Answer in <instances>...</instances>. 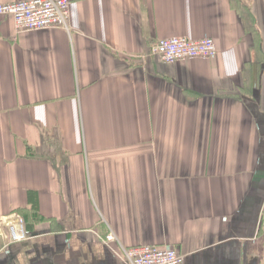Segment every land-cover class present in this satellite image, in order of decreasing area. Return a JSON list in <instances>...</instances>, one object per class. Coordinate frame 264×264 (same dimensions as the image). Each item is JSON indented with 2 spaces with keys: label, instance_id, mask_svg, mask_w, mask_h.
I'll return each instance as SVG.
<instances>
[{
  "label": "crops",
  "instance_id": "crops-1",
  "mask_svg": "<svg viewBox=\"0 0 264 264\" xmlns=\"http://www.w3.org/2000/svg\"><path fill=\"white\" fill-rule=\"evenodd\" d=\"M69 1L68 30L0 16V264H264V0ZM171 36L216 54L164 63Z\"/></svg>",
  "mask_w": 264,
  "mask_h": 264
},
{
  "label": "built area",
  "instance_id": "built-area-1",
  "mask_svg": "<svg viewBox=\"0 0 264 264\" xmlns=\"http://www.w3.org/2000/svg\"><path fill=\"white\" fill-rule=\"evenodd\" d=\"M0 16L13 20L17 31H31L45 28L69 29V0H18L0 4ZM152 52L164 63L185 61L193 58L208 59L216 54V45L211 37L191 38L171 36L158 39ZM10 242H19L30 237L24 219L16 214L8 225ZM106 243L116 242L112 232L105 237ZM113 253L125 264H183V255L169 245L119 244Z\"/></svg>",
  "mask_w": 264,
  "mask_h": 264
}]
</instances>
